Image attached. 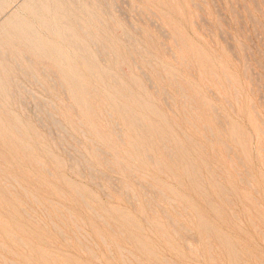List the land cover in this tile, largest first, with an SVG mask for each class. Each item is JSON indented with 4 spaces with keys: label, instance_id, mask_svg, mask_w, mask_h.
Here are the masks:
<instances>
[{
    "label": "rangeland",
    "instance_id": "1",
    "mask_svg": "<svg viewBox=\"0 0 264 264\" xmlns=\"http://www.w3.org/2000/svg\"><path fill=\"white\" fill-rule=\"evenodd\" d=\"M59 1L67 37L0 0V264H264V0Z\"/></svg>",
    "mask_w": 264,
    "mask_h": 264
},
{
    "label": "bare ground",
    "instance_id": "2",
    "mask_svg": "<svg viewBox=\"0 0 264 264\" xmlns=\"http://www.w3.org/2000/svg\"><path fill=\"white\" fill-rule=\"evenodd\" d=\"M52 1H54V2L56 3V5L59 4V6H57V8L62 9L63 12L61 11V12H59V13H56L54 16L51 15V14H49V8L47 7V5H46L45 3H43V2L41 3L39 0H24L23 5L21 4L24 8H23L22 6H20L21 8H19V9H20V10H21L22 8H23V10L25 9L24 12H25L26 10H29L28 13H29V12L34 13V16H35L37 19H39V20L42 22V24L45 25L47 28H50V29H51V27H53V29H52L53 33L57 34L59 37H61V36H66V37H67V36L70 35V32H69L68 28L65 27V23H61V21L63 20V19H62L63 17L67 16V15H66L67 13L69 14V12H67V13L65 14V11H67L69 8L66 9V8H67V6H66V8H65L66 10H65V9H63V7H61L60 1H59V3H58V0H52ZM77 1H78V0H76L75 3H76V5L78 6V2H77ZM89 1H90V0H89ZM192 1H194V0H192ZM67 2H68V1H67ZM71 2H72V1H71ZM72 3H74V2H72ZM75 3H74V5H75ZM87 3H88V2H87ZM196 3H197V2H196ZM90 4H91V3H90ZM197 4L200 6V9H201V5H200L199 3H197ZM18 5H19V4H18ZM76 5L74 6L75 8L77 7ZM97 5H98V4H97ZM80 6H81V4H80ZM18 7H19V6H18ZM64 7H65V6H64ZM13 8H14V7H13ZM11 9H12V8H11ZM78 9H79V8H78ZM78 9H77V10H78ZM12 10H13V9H12ZM23 10H22V11H23ZM79 10H80V9H79ZM79 10H78V11H79ZM82 10H83V9H82ZM14 11H15V9H14ZM80 11H81V10H80ZM83 11H84V10H83ZM87 11H89V10H87ZM9 12H10V11H9ZM20 12H21V11H20ZM74 12H75V11H74ZM21 13H22V12H21ZM21 13L19 14L18 11H16V13L13 12L11 15L6 16L7 18L5 17V18H6V19H4V20H5V23H4L3 21L1 22V20H0V23H2V24H1L2 27H3V25H4L5 27H6V25H10L11 27H12V26H15V27L17 28V33H18V34H20V35L22 34V35H24L25 37L29 38V37H31V35H34V30H33V28H32L33 25L30 24V23L28 22L27 17H26V16H23ZM28 13H27V14H28ZM70 13H71V12H70ZM76 13H77V11H76ZM80 13H82V12H80ZM89 13H90V12H89ZM89 13H86V14L89 15ZM92 13H94V12H92ZM92 13H91V14H92ZM8 14H9V13H8ZM24 14H25V13H24ZM198 14H199V13H198ZM6 15H7V14H6ZM77 15H79V14H77ZM81 15H82V14H80V17H81ZM28 16H29V14H28ZM69 16H70V15H69ZM82 16H83V15H82ZM3 17H4V16H3ZM29 17H30V16H29ZM31 17L34 18V17L32 16V14H31ZM73 17H74V15H73ZM83 17H84V16H83ZM83 17H82V19H83ZM94 17H95V14H94ZM94 17H93V18H94ZM192 17H193V16H192ZM32 18H30V19H31V20H34V22H35V18H34V19H32ZM68 18H69V17H68ZM77 18H78V16H77ZM84 18H85V17H84ZM90 18H91V17H90ZM96 18H97V15H96ZM66 19H67V17H66ZM39 20H38V21H39ZM78 20H79V19H76V21H78ZM92 20H93V19H92ZM96 20H98V18H97ZM51 21H52V22H51ZM68 21H69V20H68ZM68 21H67V22H68ZM100 21H101V20H100ZM36 22H37V21H36ZM78 22H79V21H78ZM84 22H85V21H84ZM86 22H87V20H86ZM86 22H85V23H86ZM194 22H195V21H194ZM37 23H38V22H37ZM51 23H54V25L51 26ZM81 23H82V22H81ZM81 23H80V25L83 24V23H82V24H81ZM101 23H103V22H101ZM76 24H77V23H76ZM36 25H37V24H36ZM39 26H40V25H39ZM82 26H83V25H82ZM36 27H37V26H36ZM79 27H81V26H79ZM84 27H86V25H84ZM87 27H88V26H87ZM87 27H86V29H87ZM38 28H39V27H38ZM40 29L42 30L41 27H40ZM82 29H83V28H82ZM89 29H90V28H89ZM47 30H48V29H47ZM92 30H94V29H92ZM164 30H165V29H164ZM199 30H200V28H199ZM0 31H1V28H0ZM3 31H4V28H3ZM42 31H43V30H42ZM45 31H46V30H45ZM83 31L85 32V30H83ZM4 32H5V31H4ZM15 32H16V30H15ZM43 32H44V31H43ZM86 32H87V31H86ZM86 32H85V33H86ZM90 33H91V32H89V36H90ZM14 34H15V33H14ZM37 34H38V33H37ZM46 34H47V31H46ZM55 34H54V35H55ZM87 34H88V33H87ZM176 34H177V33H176ZM8 35H10V34H8ZM47 35H48V37H49V32H48ZM51 35H53V34H51ZM43 36H44V35H43ZM55 36H56V35H55ZM55 36H54V37H55ZM11 37H12V36H11ZM36 37H37V36H36ZM40 37H42V36H40ZM45 37H46V36H45ZM45 37H43V39H44ZM52 37H53V36H52ZM52 37H51V38H52ZM175 37H176V36H175ZM181 37H182V36H181ZM16 38H17V37H16ZM32 38H34V36H33ZM46 38H47V37H46ZM46 38H45V39H46ZM68 38H69V37H68ZM178 38H179V37H178ZM178 38H177V39H178ZM49 39H50V38H49ZM177 39L175 38V40H177ZM180 39H181V38H180ZM184 39H185V38H184ZM16 40H18V39H16ZM38 40H40V39H38ZM51 40H52V39H51ZM91 40H92V39H91ZM4 41H5V39H4ZM13 41H15V40H13ZM47 41H48V39H47ZM47 41H46V43H45L46 45H47ZM55 41H57V39H55ZM61 41H63V40H61ZM182 41H183V40H182ZM185 41H186V40H185ZM15 42H16V41H15ZM15 42H13V43H15ZM44 42H45V41H44ZM48 42H49V41H48ZM51 42H52V41H51ZM51 42H50V43H51ZM58 42L60 43V40H59V39H58ZM58 42H57V43H58ZM63 42H64V41H63ZM92 42H93V41H92ZM1 43H2V42H1ZM16 43L18 44V41H17ZM20 43H21V41H20ZM20 43H19V44H20ZM35 43H36V42H35ZM59 43H58V45H60ZM71 43H72V42H71ZM95 43H96V41H95ZM21 44H22V43H21ZM45 44H44V45H45ZM66 44H67V43H66ZM72 44H73V43H72ZM76 44H77V43H76ZM177 44H178V43H177ZM2 45H3V43H2ZM2 45H1V47H2ZM9 45H10V44H9ZM53 45H54V44H53ZM53 45H51V46H52V47H54V46H55V47H59V46H56V45L53 46ZM63 45H64V44H63ZM78 45H79V43H78ZM80 45H81V44H80ZM80 45H79V46H80ZM82 45H83V47H85L84 44H82ZM3 46H4V45H3ZM66 46H67V45H66ZM69 46H70V45H69ZM73 46H74V45H73ZM178 46H179V45H178ZM13 47H17V46L15 45V46H13ZM18 47H19V46H18ZM52 47H50L51 50H52ZM76 47H77V46H76ZM76 47H75V48H76ZM80 47H81V46H80ZM83 47H82V48H83ZM5 48H6V47H5ZM5 48H4V49H5ZM11 48H12V47H11ZM26 48H28V47H26ZM64 48H65V47H64ZM67 48H68V46H67ZM67 48H65V49L61 48V49H62V50H66ZM78 48H79V47H78ZM6 49H8V47H7ZM55 49H56V48H55ZM70 49H71V48H70ZM70 49H69V50H70ZM76 49H77V48H76ZM2 50H3V49H2ZM41 50H42V49H41ZM57 50H58V48L56 49V51H57ZM59 50H60V48H59ZM69 50H67V51H68V54L70 53L69 56H74V54H76V52H79V51H76V52L73 51L74 54L71 55V52H69ZM72 50H73V49H72ZM72 50H71V51H72ZM84 50H85V49H84ZM129 50H130V49H129ZM0 51H1V50H0ZM8 51H9V50H8ZM18 51H19V50H18ZM52 51L55 52L54 49H53ZM80 51H81V49H80ZM9 52H10V51H9ZM11 52H12V51H11ZM59 52H60V51H59ZM59 52H57V53H59ZM65 52H66V51H65ZM0 53H1V52H0ZM6 53H7V52H6ZM60 53H61V52H60ZM60 53H59V54H60ZM63 53H64V51H63ZM63 53H62V54H63ZM80 53H81V52H80ZM130 53H131V52H130ZM7 54H8V53H7ZM203 54H204V53H203ZM63 55H64V54H63ZM66 55H67V54H66ZM77 55H78V57H79L80 54L78 53V54H76L75 56H77ZM82 55H83V56H82ZM82 55H81V56L84 57V54H82ZM85 55H87V54H85ZM109 55H110V53H109ZM201 55H202V54H201ZM205 55H206V54H205ZM0 56H1V55H0ZM4 56H5V55H4ZM7 56H8V55H7ZM12 56H13V55H12ZM67 56H68V55H67ZM75 56H74V57H75ZM132 56H133V55H132ZM173 56H174V54H173ZM1 57H3V56H1ZM13 57H14V56H13ZM27 57H28V56H27ZM61 57H63V56L61 55ZM78 57H76V58H78ZM87 57H89V56H87ZM4 58H5V57H4ZM14 58H15V57H14ZM64 58H65V57H64ZM68 58H69V57H68ZM80 58H81V57H80ZM90 58H91V56L89 57V59H90ZM111 58H112V57H111ZM209 58H210V57H209ZM16 59H17V58H16ZM54 59H56V58H54ZM73 59H74V58H73ZM78 59H79V58H78ZM78 59H77V60H78ZM85 59H86V58H85ZM92 59H93V58H92ZM184 59H185V61H186L187 58H184ZM2 60H3V59H2ZM60 60H61V59H60ZM67 60H68V59H67ZM75 60H76V59H75ZM83 60H84V59H83ZM16 61H17V60H16ZM62 61H63V60H62ZM62 61H61V62H62ZM71 61H72V59H71ZM71 61H70V63H71ZM78 61H79V60H78ZM134 61H135V60H134ZM203 61L206 62V60H203ZM55 62H56V61H55ZM186 62H187V61H186ZM0 63H1V62H0ZM84 63H85V61H84ZM134 63H135V62H134ZM18 64L20 65L19 62H18ZM59 64H60V63H59ZM62 64L64 65L63 62H62ZM65 64H66V63H65ZM78 64H79V63H78ZM80 64H81V66H83V65H82L83 63H80ZM89 64H92V62H91V63L89 62ZM148 64H149V62H148ZM155 64H156V63H155ZM203 64H204V63H203ZM4 65H5V64H4ZM66 66H67V64L65 65V67H66ZM73 66H74V65H73ZM88 66H89V65H88ZM92 66H93V65H92ZM137 66H138V65H137ZM151 66H152V65H151ZM6 68H7V65H6ZM65 69H68V68H65ZM139 69H140V67H139ZM206 69H207V67H206ZM75 70H76V69H75ZM200 70H202V69H200ZM1 71H2V69L0 70V72H1ZM67 71H69V70H67ZM91 71L93 72V69H92ZM143 71H144V70H143ZM158 71H159V70H158ZM205 71H206V70H205ZM213 71H215V70H213ZM5 72L7 73V71H5ZM69 72H71V71H69ZM87 72L89 73V71H87ZM95 72H98V71H95ZM144 72H145V71H144ZM215 72H216V71H215ZM1 73H2V72H1ZM3 73H4V71H3ZM3 73H2V75H3ZM80 73H81V72H80ZM8 74H9V73H8ZM69 74H70V73H69ZM77 74H78V72H76V75H77ZM82 74H83V73H82ZM99 74L102 75V73H100V71H99ZM63 75H64V74H63ZM71 75H72V73H71ZM88 75H89V77H90L91 74L89 73V74H87V76H88ZM93 75L96 76L95 74H93ZM106 75H107V73H106ZM106 75H103V76H106ZM161 75H162V74H161ZM206 75H207V74H206ZM5 76H6V75H5ZM5 76H4V78H7L8 75H7L6 77H5ZM77 76H78V75H77ZM91 76H92V75H91ZM94 76H93V77H94ZM109 76L111 77V75H109ZM109 76H108L107 78H109ZM2 77H3V76H2ZM9 77H10V76H9ZM98 77H99V76H98ZM98 77H97V78L94 77V78H92V79L95 80V78H96L97 81L101 82L100 80H98ZM148 77H149V76H148ZM201 77H202V76H201ZM215 77H216V76H215ZM72 78H73V76H72ZM79 78H80V77H79ZM100 78H101V77H100ZM105 78H106V77H105ZM111 78H112V77H111ZM11 79H12V78H11ZM74 79H75V78H74ZM89 79H90V78H89ZM113 79H114V78H113ZM146 79H147V78H146ZM149 79H150V78H149ZM202 79H203V78H202ZM1 80H3V79H1ZM6 80H8V78H7ZM82 80H83V78H82ZM109 80H110V79H109ZM114 80H115V79H114ZM227 80H228V79H227ZM3 81H4V80H3ZM70 81H71V80H70ZM80 81H81V80H80ZM86 81H87V80H86ZM97 81H96V82H97ZM217 81L219 82V80H217ZM228 81H229V80H228ZM0 82H1V81H0ZM78 82H79V80H78ZM87 82H88V81H87ZM92 82H93V80H92ZM5 83H6V82H5ZM73 83L76 84L75 80L73 81ZM93 83H95V82H93ZM219 83H220V82H219ZM2 84H3V83H1L0 85H2ZM6 84H7V83H6ZM6 84H5V85H6ZM82 84H83V82H82ZM90 84H91V83H90ZM99 84H101V83H99ZM5 85H3V86H5ZM78 85H79V84H78ZM84 85H85V84H84ZM86 85H87V84H86ZM92 85H93V84H92ZM94 85H96V84H94ZM97 85H98V84H97ZM102 85H103V83H102ZM233 85H234V84H233ZM3 86H2V87H3ZM79 86H80V85H79ZM76 87H77V89H79L77 85H76ZM85 87H88V85H87V86H83V88H85ZM90 87H92V86H90ZM99 87H100V85H99ZM233 87H234V89H236V88H235L236 86H233ZM0 88H1V86H0ZM4 88H5V87H4ZM6 88H7V87H6ZM6 88H5V92H6L7 89H8V88H7V89H6ZM100 88H102V87H100ZM105 88H107V87H105ZM156 88H157V87H156ZM80 89H81V88H80ZM80 89H79V92L81 91ZM89 89H90V88H89ZM102 89H104V88H102ZM157 89H158V88H157ZM85 90H86V89H84V92H85ZM104 90H105V89H104ZM112 90H113V89H112ZM236 90H237V89H236ZM88 91H90V90H88ZM113 91H114V90H113ZM156 91H157V90H156ZM156 91H155V92H156ZM86 92H87V91H86ZM0 93H2V92L0 91ZM7 93H8V92H7ZM80 93H81V92H80ZM116 93H117V92H116ZM119 93H120V92H119ZM3 94H4V93H3ZM107 94H108V93H107ZM122 94H123V93H122ZM79 95H80V94H79ZM82 95H83V93H82ZM183 95H184V94H183ZM107 96H108V95H107ZM123 96H125V95L123 94ZM184 96H185V95H184ZM185 97H186V96H185ZM108 98H109V97H108ZM119 98H120V97H119ZM127 98H128V97H127ZM186 98H187V97H186ZM130 99H131V98H130ZM135 99H136V98H135ZM108 100H109V99H108ZM122 100H123V99H122ZM110 101H111V100H110ZM118 102H119V101H118ZM127 102H128V101H127ZM189 102H190V101H189ZM134 103H135V102H133L132 105H134ZM107 104H108V103H106V105H107ZM109 104H110V103H109ZM113 104H114V103H113ZM129 104L131 105V102H130ZM137 104H138V103H137ZM139 105H140V104H139ZM132 107H133V106H132ZM140 107H141V106H140ZM113 108H114V107H113ZM169 108H170V107H169ZM215 109H216V108H215ZM109 110H114V109H109ZM115 110H118V108L115 109ZM118 111H119V110H118ZM110 113H111V112H110ZM110 113H109V114H110ZM114 113H115V112H114ZM114 113H113V114H114ZM149 113H150V112H149ZM117 114H118V113H117ZM111 115H112V113H111ZM119 115H120V114H119ZM124 115H125V113H124ZM149 115H150V114H149ZM114 116H115V115H114ZM121 116H122V113H121ZM145 116H146V115H145ZM184 116H185V115H184ZM105 117H106V116H105ZM147 117H148V116H147ZM113 118H114V117H113ZM124 118H125V117H124ZM137 118H138V117H137ZM160 118H161V117H160ZM160 118H159V119H160ZM114 119H115V118H114ZM138 119H139V118H138ZM153 119H155V118H153ZM157 120H158V119H157ZM57 121H58V120H57ZM57 121L55 120V122H57ZM80 121H81V120H80ZM84 121H85V120H84ZM115 121H116V120H115ZM138 121H139V120H138ZM146 121H148V119H147ZM158 121H159V120H158ZM161 121H162V120H161ZM85 122H86V121H85ZM107 122H108V121H107ZM83 123H84V122H83ZM116 123H117V122H116ZM129 123H130V122H129ZM140 123H141V122H140ZM140 123H139V124H140ZM163 123H164V122H163ZM60 124H61V123H60ZM160 124H161V123H160ZM86 125H87V124H86ZM126 125H127V124H126ZM149 125H150V124H149ZM0 126H1V125H0ZM59 126H60V125H59ZM117 126H118V125H117ZM144 126H145V125H144ZM155 126H156V125H155ZM195 126H196V125H195ZM3 127H5L4 124H3ZM60 127L62 128V126H60ZM145 127H146V126H145ZM164 127H165V126H164ZM166 127H168V126H166ZM166 127H165V128H166ZM17 128H18V127H16V129H17ZM165 128H164V129H165ZM210 128H211V127L209 126V129H210ZM258 128H259V126H258ZM120 129H121V128H120ZM129 129H130V128H129ZM139 129H140V128H139ZM151 129H152V127H151ZM166 129H167V128H166ZM17 130H20V129L18 128ZM127 130H128V129H127ZM140 130H141V129H140ZM144 130H146V129H144ZM153 130H154V129H153ZM259 130H260V128H259ZM259 130H258V131H259ZM1 131H2V130H1ZM3 131H4V130H3ZM36 131H37V130H36ZM66 131H67V130H66ZM93 131H94V130H93ZM128 131H129V130H128ZM147 131L150 132V130H147ZM155 131H157V129H155ZM161 131H162V129H161L159 132L161 133ZM261 131H262V130H261ZM82 132H83V131H82ZM126 132H127V131H126ZM131 132H132V130H131ZM131 132H129V133H131ZM263 132H264V131H263ZM127 133H128V132H127ZM137 133H138V132H137ZM152 133H153V132H152ZM154 133H155V132H154ZM157 133H158V131H157ZM243 133H244V132H243ZM20 134H21V133H20ZM69 134H70V133H69ZM93 134H94V133H93ZM133 134H134V133H133ZM139 134H140V133H139ZM139 134H138V135H139ZM149 134H150V133H149ZM163 134H165V132H164ZM166 134H167V133H166ZM170 134H172V133H170ZM71 135H72V134H71ZM94 135H95V134H94ZM125 135H126V134H125ZM130 135H131V134H130ZM158 135L160 136L159 133H158ZM158 135H157V136H158ZM211 135H213V133H212ZM83 136H84V134H83ZM119 136H120V135H119ZM126 136H127V135H126ZM128 136H129V135H128ZM134 136H136V135H134ZM153 136H156V135L154 134ZM165 136H166V135H165ZM8 137H9V136H8ZM10 137H12V135H11ZM10 137H9V138H10ZM74 137H75V136H74ZM120 137H121V136H120ZM17 138H18V137H17ZM43 138H44V137H43ZM65 138H66V137H65ZM126 138H127V137H126ZM135 138H136V137H135ZM135 138H134V139H135ZM156 138H157V137H156ZM160 138L162 139V137H160ZM164 138H165V137H164ZM169 138H170V135H169ZM165 139H166V138H165ZM167 139H168V138H167ZM167 139H166V141H167ZM171 139H172V137H171ZM12 140H14V138H12ZM65 140H66V139H65ZM77 140H78V139H77ZM127 140H129V139H127ZM9 141H10V140H9ZM79 141H80V140H78V142H79ZM131 141H132V140H131ZM133 141H134V140H133ZM154 141H155V140H154ZM168 141H169V143H170V140H168ZM174 141H176V140H174ZM259 141H260V140H259ZM15 142H16V141H15ZM62 142H63V141H62ZM62 142H61V143H62ZM98 142L100 143V141H97V143H98ZM138 142H139V141H138ZM142 142L145 143V141H142ZM142 142H141V143H142ZM162 142H163V139L161 140V145H160L161 147H162ZM68 143H69V142H68ZM68 143H67V144H68ZM139 143H140V142H139ZM163 143H164V142H163ZM169 143H168V144H169ZM178 143H179V141H178ZM178 143H177V144H178ZM18 144H19V143H18ZM136 144H137V143H136ZM136 144L134 143V146H135ZM157 144H158V143H157ZM159 144H160V143H159ZM159 144H158V145H159ZM164 144H165V143H164ZM224 144H227V143L224 142ZM96 145H98V144H96ZM143 145H145V144L142 143V146H143ZM165 145H166V144H165ZM180 145H181V144H180ZM10 146L13 147V145H10ZM18 146L20 147V145H18ZM128 146H129V145H128ZM156 146H157V145H156ZM163 146H164V145H163ZM228 146H229V145H228ZM74 147H75V146H74ZM74 147H73V148H74ZM98 147H99V146H98ZM136 147H139V146H136ZM136 147H135V148H136ZM165 147H166V146H164V148H165ZM229 147H230V146H229ZM124 148H127V147H124ZM166 148H167V147H166ZM178 148H179V147H178ZM65 149H66V148H65ZM75 149H76V148H75ZM138 149H140V151L143 150L141 147H140V148H137V150H138ZM146 149H147V148H146ZM168 149H174V148H170V146L168 145L167 150H168ZM230 149H231V147H230ZM125 150L128 151L129 149H128V150L125 149ZM164 150H165V149H164ZM143 151H145V150H143ZM31 152H33V151H31ZM136 152H139V151H136ZM145 152H146V151H145ZM165 152H166V150H165ZM172 152H173V151H172ZM183 152H185V148H184V151H183ZM228 152H229V151H228ZM33 153H34V152H33ZM33 153H32V154H33ZM67 153H68V152H67ZM69 153H70V151H69ZM158 153H159V152H158ZM158 153H157V156H158ZM217 153H218V152H217ZM27 154H28V153H26L25 155H27ZM128 154H129V153H128ZM147 154H148V153H147ZM169 154L171 155V153H169ZM169 154H168V155H169ZM182 154H185V153H182ZM151 155H152V154H151ZM151 155H150V153H149V156H150V157H152ZM162 155H163V154H162ZM170 155H169V156H170ZM186 155H187V153H186ZM33 156H35V154H34ZM72 156H73V155H72ZM127 156H128V155H127ZM130 156H132V155L130 154ZM145 156H146V155H145ZM145 156H143V157H145ZM147 156H148V155H147ZM166 156H167V155H166ZM25 157H26V156H25ZM25 157H24V158H25ZM150 157H149V158H150ZM154 158H155V157H154ZM167 158H168V157H167ZM171 158H172V157H170L169 159H171ZM185 158H187V157H185ZM77 159H78V158H77ZM84 159H85V157H84ZM133 159H134V157H133ZM172 159H173V158H172ZM29 160H30V159H29ZM37 160H38V159H37ZM40 160H41V159H40ZM85 160H86V159H85ZM142 160H143V159H142ZM153 160H155V159H153ZM186 160H188V159H186ZM32 161H33V160H32ZM80 161H81V160H80ZM83 161H84V160H83ZM87 161H88V160H87ZM134 161H136V160H134ZM149 161H150V160H149ZM158 161H159V160H158ZM36 162H37V161H36ZM38 162H40V161H38ZM42 162H43V161L41 160V163H42ZM76 162H77V165H78V161H76ZM154 162H155V161H154ZM10 163H11V162H10ZM33 163H35V162H33ZM41 163H40V164L38 163V164L41 165ZM43 163H44V162H43ZM68 163H69V161H68ZM147 163H148V162H147ZM150 163H151V162H150ZM155 163H156V162H155ZM22 164H23V163H22ZM82 164H83V163H82ZM36 165H37V164H36ZM43 165H44V164H43ZM43 165H42V166H43ZM71 165H72V163H71ZM126 165H127V164H126ZM143 165H144V164H143ZM152 165H153V163H152ZM159 165H160V164H159ZM68 166H69V165H68ZM89 166H90V164H89ZM127 166H128V165H127ZM127 166H126V167H127ZM161 166H162V165H161ZM8 167H9V166H8ZM78 167H79V166H78ZM78 167H77V168H78ZM129 167H130V166H129ZM70 168H72V167H70ZM90 168H91V167H90ZM90 168H89V170H90ZM127 168H128V167H127ZM131 168H132V167H130V169H131ZM47 169H48V168H47ZM78 169H79V168H78ZM92 169H93V168H92ZM131 170H132V172H133V168H132ZM134 170H135V168H134ZM136 170H137V169H136ZM136 170H135V171H136ZM12 171H13V170H12ZM48 171H49V169H48ZM135 171H134V172H135ZM168 171H169V170H168ZM169 172H170V171H169ZM143 173H144V172L141 171V174H143ZM195 173H196V171H195ZM51 174H52V172H51ZM90 174H92V173H90ZM93 174H94V173H93ZM94 175H95V174H94ZM94 175H93V177H94ZM143 175H144V174H143ZM173 175H174V174H173ZM144 176H146V175H144ZM13 177H14V176H13ZM14 178H15V177H14ZM58 180H59V179H58ZM15 181H16V180H15ZM17 182H18V181H17ZM66 182H67V181H66ZM18 183H19V182H18ZM39 183H40V182H39ZM66 184L68 185V183H66ZM219 184H220V183H219ZM11 185H12V184H11ZM18 185H19V184H18ZM149 185H150V184H149ZM73 186H74V185H73ZM73 186H72V188L74 189ZM114 186H115V185H114ZM142 186H143V185H142ZM20 187H21V185H20ZM70 187H71V186H70ZM224 188H225V187H224ZM23 189H24V188H23ZM118 189H119V188H118ZM25 190H26V189H25ZM125 190H126V188H125ZM159 190H160V189H159ZM74 191H75V190H74ZM76 191H77V189H76ZM154 191H155V190H154ZM160 191H161V190H160ZM162 191H163V190H162ZM26 192H27V191H26ZM121 192H122V191H121ZM126 192H127V191H126ZM77 193H78V192H77ZM146 193H147V192H146ZM162 193H164V191H163ZM26 194H27V193H26ZM63 194H64V193H63ZM78 194H80V195H82V196L84 195V194H81L80 191H79ZM88 194H89V193H88ZM107 194H108V193H107ZM128 195H129V194H128ZM133 195H135V193H134ZM163 195H166V194H163ZM82 196H81V198L83 199L84 196H83V197H82ZM108 196H109V195H108ZM129 196H130V195H129ZM166 196H167V195H166ZM218 196H219V195H218ZM134 197H136V195H135ZM168 197H169V196H168ZM219 197H220V196H219ZM35 198H37V197H35ZM86 198H87V196H86ZM89 198H90V197H89ZM89 198H87V199H89ZM128 198H129V197H128ZM11 199H12V198H11ZM33 199H34V198H33ZM84 199H85V198H84ZM84 199H83V201H84ZM91 199H92V198H91ZM152 199H153V198H152ZM171 199H172V198H171ZM224 199H225V198H224ZM226 199L228 200V197H227ZM14 200H15V199H14ZM29 200H30V199H29ZM35 200H37V199H35ZM39 200H40V199H39ZM39 200H38V202H39ZM168 200H170V197L168 198ZM173 200L175 201V199H172V201H173ZM221 200H222V199H221ZM19 201H20V200H19ZM19 201H18V202H19ZM52 201H53V200H52ZM85 201H86V200H85ZM85 201H84V202H85ZM88 201L90 202L91 200H88ZM137 201H138V200H137ZM36 202H37V201H36ZM155 202H156V201H155ZM170 202H171V201H170ZM91 203H93V202H91ZM156 203H157V202H156ZM209 203H210V202H209ZM40 204H41V203H40ZM170 204H171V203H170ZM210 204H211V203H210ZM1 205H2V204H1ZM41 205H42V204H41ZM61 205H62V204H61ZM85 205H87V203H85ZM88 205H90V204H88ZM88 205H87V207H88ZM153 205H154V204H153ZM43 206H44V205H43ZM95 206H96V205H95ZM159 206H160V205H159ZM44 207H45V206H44ZM57 207H58V206H57ZM30 208H31V207H30ZM64 208H65V207H64ZM153 208H154V207H153ZM19 209H20V208H19ZM66 209H67V208H66ZM90 209H92V208L90 207ZM97 209H98V208H97ZM25 210H26V209H25ZM25 210H24V211H25ZM33 210H34V209H33ZM57 210H58V209H57ZM60 210H63V208L60 209ZM68 211H69V210H68ZM92 211H94V209H93ZM26 212H27V211H26ZM43 212H44V211H43ZM46 212H47V211H46ZM58 212H60V211H58ZM58 212H57V213H58ZM61 212H62V211H61ZM95 212H99V211H94V213H95ZM190 212H191V211H190ZM27 213H28V212H27ZM62 213H63V212H62ZM119 213H120V212H119ZM178 213H179V212H178ZM28 214H30V213H28ZM47 214H48V213H47ZM72 214H73V213H72ZM95 214H96V213H95ZM95 214H94V215H95ZM98 214H99L98 218H101V217H100V215H101L102 218H103V220L105 219V218L103 217L102 213H101V214L98 213ZM98 214H97V215H98ZM36 215H37V214H36ZM57 215H58V214H57ZM28 216L31 217V215H28ZM32 217H33V215H32ZM49 217H50V215H49ZM128 217H129V216H128ZM169 217H170V216H169ZM1 218H2V217H1ZM33 218H34V217H33ZM76 218H77V217H76ZM102 218H101V219H102ZM49 219H50V218H49ZM171 219H172V218H171ZM32 220H33V219H32ZM105 220H106V222H108L107 219H105ZM105 220H104V222H105ZM109 220H110V219H109ZM0 221H1V220H0ZM41 221H42V220H41ZM51 221H52V220H51ZM60 221H61V220H60ZM76 221H77V219L75 220V222H76ZM111 221H112V220H111ZM126 221H127V220H126ZM176 221H177V219H176ZM53 222H54V221H52V223H53ZM112 222H114V221H112ZM124 222H125V221H124ZM147 222H148V221H147ZM202 222H203V221H202ZM78 223H79V222H78ZM117 223H118V222H117ZM176 223H177V222H176ZM178 223H179V222H178ZM192 223H193V222H192ZM19 224H20V223H19ZM53 224H54V223H53ZM63 224H65V223H63ZM75 224H77V222H76ZM83 224H84V223H83ZM85 224H86V223H85ZM109 224H110V223H109ZM114 224H115V222H114ZM114 224H113V225H114ZM47 225H48V224H47ZM56 225H57V224H56ZM78 225H79V224H78ZM118 225H119V224H118ZM193 225H194V224H193ZM202 225H203V224H202ZM204 225H206V224H204ZM204 225H203V226H204ZM79 226H80V225H79ZM133 226H134V225H133ZM207 226H208V225H206L205 227H207ZM4 227H5V226H4ZM57 227H58V225H57ZM110 227H111V226H110ZM8 228H9V227H8ZM54 228H55V227H54ZM137 228H138V227H137ZM184 228L186 229V227H184ZM207 228H208V230H210V229H209V228H210L209 226H208ZM24 229H25V228H24ZM51 229H52V228H51ZM79 229H80V228H79ZM173 229H175V228H173ZM202 229H203V227H202ZM60 230H61V229H60ZM60 230H59V232H60ZM83 230H84V229H83ZM119 230H120V229H119ZM122 230H123V229H122ZM160 230H161V229H160ZM204 230H206V228H205ZM61 231H63V230H61ZM100 231H101V230H100ZM114 231H115V230H114ZM123 231H124V230H123ZM156 231H157V230H156ZM173 231H175V230H173ZM186 231H188V230H186ZM189 231H190V230H189ZM6 232H8V231H6ZM35 232H36V231H35ZM35 232H34V233H35ZM63 232H64V231H63ZM63 232H61V234H64V233H65V232H64V233H63ZM74 232H75V231H74ZM115 232H116V231H115ZM184 232H185V231H184ZM207 232H208V231H207ZM10 233L12 234V232H10ZM19 233H20V232H19ZM99 233H100V232H99ZM124 233H125V232H124ZM161 233H162V232H161ZM175 233L179 234V233L177 232V230H176ZM32 234H33V231H32ZM36 234H37V232H36ZM65 234H66V233H65ZM86 234H87V233H86ZM12 235H13V234H12ZM66 235H67V234H66ZM68 235H69V234H68ZM82 235H83V234H82ZM87 235H88V234H87ZM101 235H102V234H101ZM162 235H165V233L162 234ZM192 235H193V234H191V236H192ZM208 235H209V234H208ZM63 236H64V235H63ZM88 236H89V235H88ZM123 236H125V234H124ZM223 236H224V235H223ZM16 237H17V236H15V237H13V238H16ZM34 237L37 238V235H35ZM64 237H66V236H64ZM83 237L86 238L85 236H83ZM89 237H90V236H89ZM125 237H126V236H125ZM141 237H142V236H141ZM9 238H10V236H9ZM17 238H19L20 241H21L22 243L25 242V241L23 242V240H22L21 237H17ZM17 238H16V241L19 240V239H17ZM39 238H40V237H39ZM76 238H77V237H76ZM90 238H91V237H90ZM103 238H104V237H101V239H103ZM145 238H146V237H145ZM165 238H166V237H165ZM24 239H26V238H24ZM33 239H34V238H33ZM37 239H38V238H37ZM40 239H41V238H40ZM70 239H71V238H70ZM77 239H79V238H77ZM104 239H105V238H104ZM104 239H103V240H104ZM113 239H114V238H113ZM127 239H128V238H127ZM127 239H126V240H127ZM196 239H197V238H196ZM209 239H210V237H209ZM26 240H27V239H26ZM38 240H39V239H38ZM41 240H42V239H41ZM65 240H66V239H65ZM85 240H86V239H85ZM105 240H106V239H105ZM105 240H104V241H105ZM117 240H119V239H116V243H117ZM129 240H130V239H129ZM169 240H170V239H169ZM187 240H189V239H186V241H187ZM0 241H1V237H0ZM14 241H15V240H14ZM27 241H30V240H27ZM35 241H36V239H35ZM78 241H79V240H78ZM130 241H131V240H130ZM130 241H128V242H130ZM133 241H134V240H133ZM186 241H185V243L189 242L190 240L187 241V242H186ZM226 241H227V240H226ZM2 242H3V241H2ZM17 242H18V241H17ZM62 242H63V241H62ZM106 242H107V241H106ZM119 242H120V241H119ZM141 242H142V241H141ZM208 242H209V244H211L210 241H208ZM189 243H191V242H189ZM198 243H199V242H198ZM3 244H4V242H3ZM5 244H6V243H5ZM18 244L20 245L21 243H18ZM25 244H26V243H25ZM25 244H24V245H25ZM48 244H49V243H48ZM82 244H83V243H82ZM104 244H105V243H104ZM117 244H118V243H117ZM169 244L171 245V243H169ZM169 244H168V245H169ZM187 244H188V243H187ZM230 244H231V243H230ZM233 244H234V243H233ZM239 244H240V243H239ZM0 245H1V244H0ZM6 245H7V244H6ZM27 245H28V243L26 244V246H27ZM115 245H116V244H115ZM118 245H120V244H118ZM7 246H8V245H7ZM22 246H23V245H22ZM28 246L31 247V245H28ZM36 246H37V245H36ZM84 246H85V245H84ZM186 246H187L189 249L192 248V245H190V244H189V246H191V247H189L188 245H186ZM194 246H195V245H194ZM227 246H228V245H227ZM232 246H233V245H232ZM0 247H1V246H0ZM2 247H3V246H2ZM4 247H5V245H4ZM23 247H25V246H23ZM39 247H40V246H39ZM116 247H117V246H116ZM126 247H127V246H126ZM138 247H139V245H138ZM140 247H141V246H140ZM149 247H150V245H149ZM209 247H210V246H209ZM211 247H212V246H211ZM217 247H218V246H217ZM233 247H234V246H233ZM8 248H9V246H8ZM40 248H41V247H40ZM119 248H121V246H119ZM234 248H235V247H234ZM244 248H245V247H244ZM2 249H4V248H2ZM6 249H7V248H5L4 250H6ZM31 249H32V247H31ZM37 249H38V248H37ZM42 249H43V248H42ZM141 249H142V247H141ZM211 249H212V248H211ZM246 249H247V248H246ZM12 250H13V249H12ZM119 250H120V249H119ZM124 250H125V249H124ZM124 250H123V251H124ZM209 250H210V249H209ZM235 250H236V248H235ZM31 251H32V250H31ZM38 251H40V250L38 249ZM49 251H50V250H49ZM49 251H48V252H49ZM91 251H92V250H91ZM143 251H144V249H143ZM4 252H5V251H4ZM13 252L16 253V255H17V252H15V250H14ZM32 252H33V251H32ZM44 252H46V251L43 250V253H44ZM51 252H52V251H51ZM51 252H50V253H51ZM128 252H130L131 254L133 253V252H131V251H128ZM210 252H211V251H209V253H210ZM53 253H54V252H53ZM53 253H52V254H53ZM112 253H113V252H112ZM120 253H121V251H120ZM29 254H30V253H29ZM110 254H111V253H110ZM128 254H129V253H128ZM210 254H211V253H210ZM31 255H32V254H31ZM47 255L49 256L48 253H47ZM50 255H51V254H50ZM55 255L57 256V254H55ZM55 255H54V256H55ZM29 256H30V255H29ZM122 256H123V254L121 255V257H122ZM126 256H127V255H126ZM134 256H136V255L133 254V257H134ZM148 256H149V255H148ZM210 256H211V255H210ZM210 256H209V257H210ZM239 256H240V255H239ZM24 257H26V256H24ZM59 257H60V256H59ZM123 257H124V256H123ZM151 257H152V256H151ZM237 257H238V256H237ZM27 258H28V256H27ZM31 258H32V257H31ZM49 258H51V257L49 256ZM52 258H53V257H52ZM56 258H57V257H55V259H56ZM161 258H162V256H161ZM165 258H166V257H165ZM168 258H169V257H168ZM239 258H240V257H239ZM123 259H124V258H123ZM126 259H129V256H128V258L126 257ZM134 259H135V257H134ZM136 259H137V257H136ZM139 259H140V258H139ZM163 259H164V257H163ZM241 259H242V257H241ZM243 259H244V258H243ZM8 260H9V259H8ZM18 260H19V259H18ZM171 260H172V258H171ZM6 261H7V260H6ZM6 261H5V262H6ZM10 261H11V260H10ZM12 261H13V260H12ZM47 261H48V260H47ZM53 261H54V259L52 260V262H53ZM123 261H125V260H123ZM130 261H131V260H129V262H130ZM140 261H141V259H140L138 262H140ZM164 261H165V259H164ZM167 261H168V260H167ZM167 261H166V263H167ZM240 261H241V260H240ZM245 261H246V260H245ZM261 262H262V261H261ZM11 263H12V262H11ZM16 263H18V262L16 261V262L13 263V264H16ZM126 263H127V262H126ZM143 263H144V262H143ZM143 263H142V264H143ZM146 263H147V262H146ZM174 263H176V262H174ZM263 263H264V261H263ZM18 264H19V263H18ZM50 264H52V263L50 262ZM56 264H57V263H56ZM132 264H133V262H132ZM144 264H145V263H144ZM216 264H218V263L216 262ZM245 264H249V263L246 262Z\"/></svg>",
    "mask_w": 264,
    "mask_h": 264
}]
</instances>
